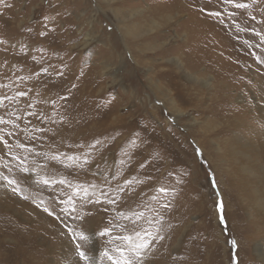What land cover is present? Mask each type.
Instances as JSON below:
<instances>
[{
  "label": "rangeland",
  "instance_id": "rangeland-1",
  "mask_svg": "<svg viewBox=\"0 0 264 264\" xmlns=\"http://www.w3.org/2000/svg\"><path fill=\"white\" fill-rule=\"evenodd\" d=\"M263 74L264 0H0V234L27 264H264L233 140L264 131Z\"/></svg>",
  "mask_w": 264,
  "mask_h": 264
},
{
  "label": "bare ground",
  "instance_id": "bare-ground-1",
  "mask_svg": "<svg viewBox=\"0 0 264 264\" xmlns=\"http://www.w3.org/2000/svg\"><path fill=\"white\" fill-rule=\"evenodd\" d=\"M185 24V23H184ZM182 27H183V25H182ZM157 28H159V25H157V24H154L153 25V27L151 28V29H149L148 31H147V33L148 34H151V36H150V38H156V36L158 35V33L159 32H156V30H158ZM186 38V37H185ZM91 39L93 40V38H89V37H87V38H85L83 41H82V44H80L79 46L80 47H85L86 45H88V43L91 41ZM165 39V38H164ZM187 39V38H186ZM185 39V40H186ZM184 40V39H183ZM188 41V40H187ZM190 41V40H189ZM160 43V42H159ZM187 44V43H186ZM189 44V43H188ZM166 45V42H163V43H161V45L160 44H158V45H156V47H154V49H156V50H159L160 48H161V46H165ZM168 46H169V44H168ZM167 46V47H168ZM186 46V45H185ZM188 46V45H187ZM172 48V47H171ZM176 48V47H175ZM179 48V47H178ZM188 48V47H187ZM168 50V49H167ZM183 50V49H182ZM181 50V51H182ZM153 51V50H152ZM160 51L162 52L163 50H162V48L160 49ZM171 51V50H170ZM168 52V51H167ZM163 53V52H162ZM198 55V54H197ZM193 58V57H192ZM194 58H196V57H194ZM198 58V57H197ZM205 59V58H204ZM249 60V59H248ZM175 61V64L178 66V65H180L179 64V62L177 61V60H174ZM203 61V60H202ZM200 62V61H199ZM237 63V62H236ZM238 65H240L239 63H238ZM179 68V67H178ZM173 71V70H172ZM114 72H115V70L111 73V76H113V77H118L116 74H114ZM118 71H116V73H117ZM170 72V71H169ZM172 73V72H171ZM158 74V78L159 79H161V78H167V74L165 73V70H160V72L159 73H157ZM264 75V74H263ZM170 76H172V75H170ZM244 77V76H243ZM173 78V77H172ZM172 78H171V80H172ZM116 79V78H115ZM115 82V81H114ZM150 84H151V87L152 88H154V89H156V91L158 90V86L159 85H161L162 87L164 86L163 85V83L162 82H159V84L157 83V84H154V83H152V82H150ZM176 84V83H175ZM207 84V83H206ZM244 85V84H243ZM246 86V85H245ZM244 87V86H243ZM167 88V87H166ZM242 88V87H241ZM162 96V95H161ZM164 96V95H163ZM264 98V97H263ZM165 100H166V98H165ZM167 101H168V99H167ZM166 102V101H165ZM80 103V102H79ZM78 103V104H79ZM171 103H172V105L174 104V102H172L171 101ZM226 103V102H225ZM168 105H169V103H168ZM258 106V105H257ZM211 109V111H213L214 110V107H212V108H210ZM257 109H258V113H259V115H261V116H263L264 115V110H263V108H261V107H257ZM75 110V109H74ZM180 114V113H179ZM118 120V119H117ZM227 127V126H226ZM226 127H222V129H228V128H226ZM254 133V132H253ZM258 133L259 132H257L256 133V136H252L253 137V140H252V146H251V143L249 142V143H247V142H245V143H240V138L238 137V136H236V135H234V141H236L237 142V144H239L242 148H236L237 150H241V152L240 153H238V156H239V158H243L244 160H249V159H251L250 161H251V166H249L248 168H250V170L248 169V172H250L252 175H253V182L254 181H256V184H258L259 186L258 187H253V188H251V189H253V192L252 191H250V196L255 200V199H258V198H260V192H259V190L261 189V191H262V193H264V185H263V183H264V131H261L260 133H259V135H258ZM251 135H252V133H251ZM234 149V148H233ZM232 150V149H231ZM248 151V152H247ZM245 152V153H244ZM232 180H234V178L232 179ZM14 201V200H13ZM36 216V215H35ZM4 217V216H3ZM9 217V216H8ZM7 217V218H8ZM31 217H29V219H30ZM36 221H34V220H32V219H30V222L29 221H27V223H30V224H34V226H33V228H31L30 230H31V237H29V238H33V239H35L36 238V236H37V234L38 233H35V232H38V231H44V234L47 236H50V235H52L53 236V234L54 233H51V232H54V223L52 222V221H45L44 219H42V217L40 218L39 216L35 219ZM5 221V220H4ZM4 221H2V222H4ZM8 221V220H7ZM9 223H7L8 224V226L10 225V226H12V232H13V234H15V235H17L18 236V234L20 233L21 234V227L20 226H17V227H15L14 226V224H12V222H11V220H9L8 221ZM0 223H1V221H0ZM26 223V224H27ZM14 226V227H13ZM3 229V228H2ZM11 230H5V231H3V232H1V234H0V243H3V242H6L5 243V245H1L2 247H3V249H6V251L5 250H1L0 251V259H1V257H2V255L1 254H4L3 256H8L7 255V253H8V251H9V249L11 248V246H12V250L11 251H13V253H14V255H13V257L14 258H16V259H20L21 257L23 258L22 259V261L24 262V264H27L29 261H28V259H30V258H32V255H31V253H30V251H29V249H28V247H27V245H26V247H24V244H25V240L24 239H19V238H17L16 240H12V239H9V241H11V242H8V240L7 241H5L4 240V235L6 234V233H10L9 231H11ZM28 230V229H27ZM26 230V231H27ZM43 234V233H42ZM20 237H22V236H20ZM24 237V236H23ZM14 238V237H13ZM25 238V237H24ZM27 238V237H26ZM28 238V239H29ZM7 239H8V236H7ZM43 239V238H42ZM41 239V240H42ZM52 239V238H51ZM50 239V240H51ZM1 240H3V241H1ZM30 240H32V239H30ZM39 240V239H38ZM93 240V239H92ZM27 242H28V240H27ZM52 242V241H51ZM4 244V243H3ZM26 244H28L29 245V243H26ZM40 244V243H39ZM91 247H93V248H96V244L94 243V242H91ZM41 246V245H40ZM42 247V246H41ZM1 248V247H0ZM7 249H8V251H7ZM53 250V249H52ZM4 251H5V253H4ZM7 252V253H6ZM34 252V251H33ZM41 255V254H40ZM36 256V255H35ZM34 257V256H33ZM45 257V256H44ZM35 259V258H34ZM39 259V258H38ZM45 259V258H44ZM15 260V259H14ZM50 260V259H49ZM7 261V260H6ZM5 261V262H6ZM48 263V262H47ZM22 264V263H21ZM33 264V263H32ZM54 264V263H53Z\"/></svg>",
  "mask_w": 264,
  "mask_h": 264
},
{
  "label": "snow or ice",
  "instance_id": "snow-or-ice-1",
  "mask_svg": "<svg viewBox=\"0 0 264 264\" xmlns=\"http://www.w3.org/2000/svg\"><path fill=\"white\" fill-rule=\"evenodd\" d=\"M5 121H3L2 119H0V123H4ZM197 154H199V150L197 149ZM9 183L11 184V183H13V181H9ZM14 191H15V189H14ZM218 208L220 209V210H222V203H218ZM106 233H101V235H105ZM78 238H79V240L80 241H83V242H87V237L83 234V233H81V234H79V236H78ZM232 243L235 245L236 244V242L235 241H232ZM147 245H145V247H146ZM79 248H80V245H77V254L79 255V257L82 259V260H87L88 259V257H87V254H86V252H84V251H79Z\"/></svg>",
  "mask_w": 264,
  "mask_h": 264
}]
</instances>
